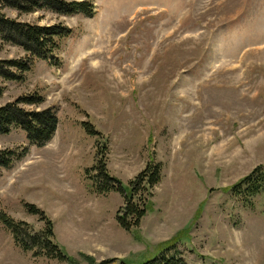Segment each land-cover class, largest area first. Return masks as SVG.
I'll return each mask as SVG.
<instances>
[{
    "label": "rangeland",
    "instance_id": "374dc122",
    "mask_svg": "<svg viewBox=\"0 0 264 264\" xmlns=\"http://www.w3.org/2000/svg\"><path fill=\"white\" fill-rule=\"evenodd\" d=\"M63 1H89L94 14L2 11L72 32L56 65L35 61L22 81L0 80V107L35 94L38 110L58 120L41 148L20 129L0 136V150L26 148L2 172L0 213L36 235L50 220L53 243L80 264L81 255L94 264H264V189L242 198L233 190L264 166V0ZM25 57L0 41L1 61ZM98 150L126 194L150 160L162 167L151 208L130 232L117 222L121 193L93 183ZM0 264L67 263L23 252L0 223Z\"/></svg>",
    "mask_w": 264,
    "mask_h": 264
},
{
    "label": "trees",
    "instance_id": "16d2710c",
    "mask_svg": "<svg viewBox=\"0 0 264 264\" xmlns=\"http://www.w3.org/2000/svg\"><path fill=\"white\" fill-rule=\"evenodd\" d=\"M94 9L93 4L89 1L0 0V41L22 49L26 55L24 60H0V80L2 82L22 81L35 61H46L56 65L55 54L60 48V43L72 32L71 29L62 25L39 26L19 22L6 17L2 13L3 10H13L18 15L44 11L58 16L79 14L89 18L93 16ZM3 92V88L0 87V98ZM43 102L44 98L34 94L23 96L0 107V136L8 135L14 129H20L25 133L30 145H35L38 148L45 146L53 138L58 120L53 109L38 110ZM24 107H33L34 109L27 110ZM83 126L89 135L100 136L89 123H83ZM25 154L26 148L23 151L16 149L0 150V178L3 171L9 170L14 162ZM97 156L99 161L93 183L97 185L98 192L101 194L110 191L121 193L124 203L117 213V222L123 230L130 232L138 228L141 220L151 208L153 189L161 180L162 167L158 162L150 160L144 170L133 181L129 182V192L126 194L121 189L119 181L108 174L105 163L100 158L99 150ZM263 189L264 166H260L254 169L233 190L235 197L242 198L244 195L254 197ZM29 213L38 214L40 212L34 206H29ZM43 219L45 229L42 234L36 235L32 233L27 224L16 223L5 214L0 213V223L11 233L15 245L23 252L32 254L34 258L43 257L67 264H80L78 260L67 256L53 243V225L50 220L45 217ZM162 247L161 250H168L172 244L166 243ZM81 258L88 264H94V261L88 256L81 255ZM140 264L186 263L178 256H157Z\"/></svg>",
    "mask_w": 264,
    "mask_h": 264
}]
</instances>
